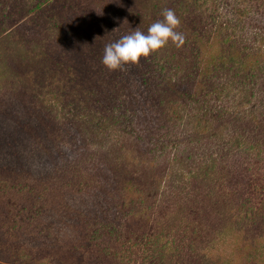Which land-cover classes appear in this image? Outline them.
Returning <instances> with one entry per match:
<instances>
[{"label": "rangeland", "instance_id": "rangeland-1", "mask_svg": "<svg viewBox=\"0 0 264 264\" xmlns=\"http://www.w3.org/2000/svg\"><path fill=\"white\" fill-rule=\"evenodd\" d=\"M4 1L0 264H118L152 236L138 264H264V0H180L183 44L114 72L105 46L179 0ZM234 62L252 83L219 85Z\"/></svg>", "mask_w": 264, "mask_h": 264}, {"label": "trees", "instance_id": "trees-1", "mask_svg": "<svg viewBox=\"0 0 264 264\" xmlns=\"http://www.w3.org/2000/svg\"><path fill=\"white\" fill-rule=\"evenodd\" d=\"M152 1H155L157 4H159L161 2V0H146L145 3H143V11L142 13L145 15L149 14L150 12H148L149 10H157L158 9V5H153V2ZM11 4V7H12V2L9 1V0H5L4 1V4H3V8H2V11H7V6L8 4ZM49 2V0H20L19 1V5L16 7V14H18V16H20L19 18L22 19V18H27V19H30V20H33L35 19L36 15H39L37 14L36 11L38 10H41L42 7H44V3H47ZM185 3L183 1H180L179 0V7L177 8V10L175 11V14L176 16H179V8L181 7L182 3ZM151 3V4H150ZM188 4V3H187ZM186 4H183V7H185ZM31 6H33L31 8ZM205 5H203L202 7H204ZM36 12V13H35ZM30 17V18H29ZM227 28V27H226ZM221 30H224L223 28H221ZM221 30H216V34L217 35H221L222 32ZM193 36V35H192ZM197 45V44H196ZM199 49H202L201 46H197ZM199 49L198 51H196V54L194 55V58L193 59H196L195 60V63L194 64L196 66V69L199 70V58H200V55H199ZM262 53V52H260ZM0 54H2V51L0 50ZM223 67H225L224 64H222ZM224 69V68H222ZM243 63L242 62H234L232 65H230L229 67V72H232V74H228L226 73L222 79L220 78V81H219V85L220 84H227V85H230L232 84L234 81H236L237 79H242L244 81H247V78L242 75L243 74ZM255 79L254 76H251L248 81H250L251 83L253 82V80ZM247 81V82H248ZM250 83V84H251ZM50 99L52 98V102L54 103H58V96L53 92V91H50ZM116 117H120L118 111L116 109L112 110L111 111V115H108L107 116V123L105 124V122L103 121L105 119V116L103 117H100V118H97V119H93L91 121V125H98V126H101V128H98V129H94L95 132H101V131H104V130H108L111 126L108 124V120L109 121H117V118ZM152 238V239H151ZM151 238H145V239H142L140 241H134V240H130L128 239V241L122 243V246H123V253H121V256L119 257V255L116 253V251H113V255L115 257H119L118 259L120 260V262H118V264H122L123 262H125L126 264H138V261H142V263H145L147 261H151L152 259L155 260V256L156 258H158L159 256H162L161 254V251L163 250V244H161L158 248H157V251H155V249L153 250V245L154 243L157 241L156 244H159L161 243V238L158 236H152ZM145 240V241H144ZM166 242V243H165ZM164 243L167 245V241H165ZM124 244V245H123ZM161 247V248H160ZM231 250V249H230ZM140 257V258H139ZM123 260V261H121Z\"/></svg>", "mask_w": 264, "mask_h": 264}, {"label": "clouds", "instance_id": "clouds-1", "mask_svg": "<svg viewBox=\"0 0 264 264\" xmlns=\"http://www.w3.org/2000/svg\"><path fill=\"white\" fill-rule=\"evenodd\" d=\"M163 19L148 28L147 34L136 30L119 40L107 44L101 63L109 71L120 70L125 65H136L141 57L147 58L171 41L179 47L184 42V36L176 31L180 20L173 10L166 9Z\"/></svg>", "mask_w": 264, "mask_h": 264}]
</instances>
